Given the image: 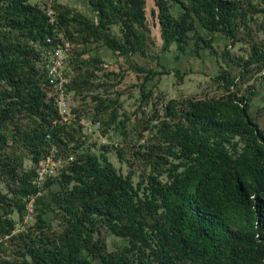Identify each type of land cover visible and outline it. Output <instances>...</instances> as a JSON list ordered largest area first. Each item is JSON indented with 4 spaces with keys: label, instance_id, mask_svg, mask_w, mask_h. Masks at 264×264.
I'll use <instances>...</instances> for the list:
<instances>
[{
    "label": "trees",
    "instance_id": "1",
    "mask_svg": "<svg viewBox=\"0 0 264 264\" xmlns=\"http://www.w3.org/2000/svg\"><path fill=\"white\" fill-rule=\"evenodd\" d=\"M170 1L183 8L178 17L167 11ZM88 2L95 20L61 13V24L71 20L82 24L84 40L95 35L119 54L143 52L149 30L144 0ZM157 4L164 40L193 30L198 19L212 33L198 37L205 46L219 32L230 39L222 50L227 59L233 60L228 46L236 41L248 45V54L234 62L240 67L237 76L214 77L225 94L166 102L170 118L157 132L170 143L167 158L155 156L153 172L134 183L132 170L122 174L107 158L112 145L102 144L97 153L78 128L51 124L58 113L43 52L51 46L46 38L56 39L59 22H50L47 12L30 0H0V173L7 181L17 179V193L25 195L35 191V168L52 143L63 157L73 156L46 180L59 184L53 198L60 208L61 230H53L51 237L43 236L44 230L39 236L28 234L22 258L17 262L0 258V264H90L88 256L97 264H264V130L248 112L254 87L246 93L233 89L239 79L259 73L264 89V40L249 33L252 23L263 27L264 0H158ZM111 24L119 25L121 40L109 33ZM243 31L245 36H240ZM178 47L183 50V44ZM81 67L77 64L80 73L69 82L76 88L69 90L77 99V115L89 117L92 104L82 92L89 74ZM175 73L181 76L178 69ZM98 100V106L111 103ZM18 116L31 121L22 124ZM111 121L113 117L106 123ZM27 156L30 169L23 165ZM2 205L0 237L4 238L12 236L13 221L7 214L13 208L22 212L25 203L19 196L12 200L0 192ZM102 228L124 237L126 244L101 251ZM3 245L0 240V250Z\"/></svg>",
    "mask_w": 264,
    "mask_h": 264
},
{
    "label": "rangeland",
    "instance_id": "2",
    "mask_svg": "<svg viewBox=\"0 0 264 264\" xmlns=\"http://www.w3.org/2000/svg\"><path fill=\"white\" fill-rule=\"evenodd\" d=\"M30 1L44 9L47 14L50 13V22H59L55 41L63 46L68 43L71 49L65 51L63 67L68 82L76 79V74L80 73L76 68L77 64H81V72L83 68H88L87 84L82 88V92L87 94V99L92 104L89 105L92 112L90 111L86 120L94 123L95 115L100 119L99 125L91 126L90 130L79 127L78 121L73 118L56 116L51 120V124L62 129L78 128L85 143L93 144L97 153L102 150V144L112 145L113 149L106 152L107 158L122 174L132 170L134 183L142 176L153 172L155 156L167 158L166 150L170 143H166L157 132L158 128H164L162 121L170 118L165 112L166 102L171 98L179 100L192 97L202 100L212 95L219 97L225 94L227 91L214 80V77L222 74L237 76L240 67L234 62L248 54V45L244 41H236L228 46L231 55L234 56L233 60L227 59L222 55V50L230 39L219 32L213 34L211 45L205 46L198 37H210L212 33L206 31L198 19H195L193 30L175 33L174 36L167 38L169 41L164 40L161 35L158 0H144V14L149 30L143 52L131 51L126 54H119L103 46L95 35L88 36L87 41L84 40L86 32L82 30V24L76 21L67 22L66 27L61 24V13L67 16L81 14L92 21L95 20V12L92 11L88 0ZM168 3L167 11L171 16L178 17L183 8L178 3L172 1ZM251 28L252 31L249 33H254L255 39L264 40V24L261 28L252 23ZM108 31L121 40L118 24L109 25ZM244 34L243 31L240 36H245ZM176 37L180 40L177 41ZM179 43L183 44V50L178 47ZM94 56L96 57L93 59ZM47 61L50 62V59L47 58ZM134 66L163 73L146 74L133 69ZM176 69L179 70L180 77L175 73ZM260 74H254L248 79H239L233 89H238L239 93H246L252 86L254 87L248 112L264 130V89ZM69 87L75 89L76 85L68 83V89ZM53 88L55 92V86ZM98 98L111 103L105 107L98 106ZM112 117L113 121L108 125L106 122ZM18 119L22 124L31 121L30 117L25 116H18ZM101 124L107 129L102 131ZM23 165L26 169L32 167L29 156L25 157ZM7 180V177L0 173V192H6L7 197L12 200L19 196L25 205L22 212L13 208V211L7 214L13 221L12 236L0 237V240H4L0 258H9L17 262L22 258L28 243V234L39 236V231L44 230L42 235L51 237L53 230H61L60 208L53 198L59 192V184L54 182L46 184L47 178L41 183L33 181L35 191L24 195L17 193L19 186L17 179ZM26 205L32 210L29 211ZM2 209L3 205L0 207V214H3ZM101 236L99 247L105 252L119 250L127 241L124 237L104 228ZM88 261L90 264H97V260L89 256Z\"/></svg>",
    "mask_w": 264,
    "mask_h": 264
},
{
    "label": "built area",
    "instance_id": "3",
    "mask_svg": "<svg viewBox=\"0 0 264 264\" xmlns=\"http://www.w3.org/2000/svg\"><path fill=\"white\" fill-rule=\"evenodd\" d=\"M50 16V13H48ZM55 39L47 37L46 41L51 44V46L44 50L43 55L50 59L47 63V78L49 83L55 86V101L57 106L58 117L60 118H73L78 121V125H81L83 129L88 128L90 130L91 126H98L99 122H92L84 115L78 116L74 108L76 107V101H74V90L68 89V76L63 70L64 59L66 55V50H71L68 43L65 46L61 45L59 42L53 43ZM73 156L70 155L67 158L61 155L59 146L56 143H52L50 148L44 156L39 160L36 168L33 181L35 183H41L47 177L55 176L63 168L68 160H72ZM29 211L31 207L26 205Z\"/></svg>",
    "mask_w": 264,
    "mask_h": 264
}]
</instances>
